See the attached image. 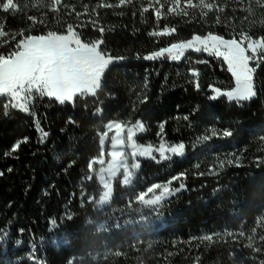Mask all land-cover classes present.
<instances>
[{
  "label": "trees",
  "instance_id": "1",
  "mask_svg": "<svg viewBox=\"0 0 264 264\" xmlns=\"http://www.w3.org/2000/svg\"><path fill=\"white\" fill-rule=\"evenodd\" d=\"M51 3L18 0L15 13L0 10L8 33L0 37V54L23 36L66 34L72 25L84 41L103 39L102 51L124 59L106 63L98 88L73 102L34 96L29 113L9 107L5 114L7 98L0 97V264H264V62L251 64L256 95L236 102L212 98L215 88L235 86L220 58L190 49L178 61L144 59L208 32L225 39H239L242 31L264 36V6L208 0L224 11L205 17L198 0L197 8L181 0L188 15L178 16L161 0L157 20L154 0L151 7L149 0L122 6L119 0H61L56 10ZM166 26L176 31L151 35ZM115 120L143 123L139 142L184 143L185 152L160 162L159 154L140 159L130 182L116 181L103 203L99 175L111 160L112 139L103 149L101 135ZM37 122L48 133L43 140ZM225 130L232 135L224 137ZM125 156L132 166L127 146ZM157 185L180 190L159 204L148 202L163 193Z\"/></svg>",
  "mask_w": 264,
  "mask_h": 264
},
{
  "label": "snow or ice",
  "instance_id": "2",
  "mask_svg": "<svg viewBox=\"0 0 264 264\" xmlns=\"http://www.w3.org/2000/svg\"><path fill=\"white\" fill-rule=\"evenodd\" d=\"M154 2L159 5V8L155 9V16L159 20L163 15L161 9L164 8V4L161 3V0H154ZM60 3L61 0H52V9L56 10L57 5H60ZM126 3H131V0H119L117 6ZM166 3L170 5L167 9L168 13L178 16L188 15L185 8L180 7L181 0H166ZM255 3L264 6V0H255ZM152 4L153 0H149L150 7ZM185 4L188 8H197L199 4L201 14L205 17L214 9L219 12L224 11L218 5L214 8L212 3H208V0H198V4H194L193 0H185ZM98 7L111 8L113 5L102 3ZM248 8L251 9V6ZM0 10L5 12L11 10L15 13L19 10L18 0H4L3 3H0ZM142 11L147 12L148 7H143ZM85 12H87V8H85ZM28 19L35 22V17H28ZM216 22H220L219 16H217ZM100 31L103 33L104 29L100 28ZM175 31L174 27L169 29L166 26L162 31H154L151 35H171ZM7 35L8 33L4 31L3 24H0V37ZM20 35H23L22 32ZM15 36L16 34H13V39H15ZM101 44H103V39L90 43L82 42L72 25H68L67 34L48 31L46 34L23 36L7 55L0 54V97L7 98V102L4 104L5 114H7L9 107L29 113V105L32 103L34 96L55 98L60 104L73 102L74 97L90 84L95 70L105 63H113L124 59V57L108 55L101 50ZM190 49L197 53L204 52L222 59L227 65V70L234 78L235 86L226 92L215 88L216 95L212 97L213 99L216 96L224 95L230 101L240 102L250 100L256 95L253 83L256 67L251 66V64L255 62L258 67L260 63L264 62V36L253 38L242 31L239 34V39L236 36L225 39L223 36L208 32L204 36L193 35L189 40L172 43L168 47L161 48L145 56L144 59L155 60L167 56L173 61H178ZM194 75H198V73L194 72ZM163 127L164 125L161 124V130H163ZM37 129L41 132L42 140L47 137L48 133L39 128L38 122ZM134 129L136 131L129 130L132 135H136L137 131L139 133L145 131V127L140 121L135 123ZM211 133L213 136L218 135L214 129H211ZM222 135L229 137L232 132L225 130ZM207 138L203 137V139ZM26 139L24 142H26ZM20 143L17 142L14 145L13 151L19 149ZM139 148L141 156L153 160L157 159L153 152H157L160 158L157 162L170 160L172 155L182 156L185 152L184 143L169 146L163 141L155 148L151 144L139 145ZM228 163L231 164L232 161H228ZM221 166H223V162H221ZM237 166H239L238 163ZM0 175H3V173L0 172ZM170 183L171 181H169ZM157 187H161L162 192L170 195H174L176 191L180 190L178 188L172 191L169 186L157 185ZM181 188H183V185H181ZM3 239L4 236L0 235V240ZM205 239H211V236L205 237ZM21 242L20 240L16 241L18 245Z\"/></svg>",
  "mask_w": 264,
  "mask_h": 264
},
{
  "label": "rangeland",
  "instance_id": "3",
  "mask_svg": "<svg viewBox=\"0 0 264 264\" xmlns=\"http://www.w3.org/2000/svg\"><path fill=\"white\" fill-rule=\"evenodd\" d=\"M67 34V33H66ZM80 38V37H79ZM82 42L88 43L80 38ZM7 55V54H5ZM101 68L95 70L91 77L90 84L83 88L79 94L81 93H90L96 90L99 86V80L101 78V73L99 72ZM254 83V81H253ZM135 123H123L121 121H112L106 125V132L101 135V143L103 149L106 148L109 137H111V148L109 151L111 160L107 164V166L100 171L99 179L102 184V188H104V197L102 198V202H108L114 193V183L116 181H120L123 185H126L130 182L133 172L132 168H136L140 166V159H143L144 156L139 154L140 148L139 145H149L151 144L154 148L158 147L162 142L154 143L150 141L139 142L137 137L142 133L137 131L136 135H132L130 133V129L136 131L134 129ZM167 145L172 146L179 143H171L169 141H163ZM128 147L130 155L133 157L134 163L130 166L128 162V157L125 156V148ZM154 154H158L157 152H153ZM173 156V155H172ZM180 156V155H178ZM104 159L102 158L101 161ZM171 196L169 193H162L159 196L149 199L148 202H152L154 204H159L162 202L164 198Z\"/></svg>",
  "mask_w": 264,
  "mask_h": 264
},
{
  "label": "water",
  "instance_id": "4",
  "mask_svg": "<svg viewBox=\"0 0 264 264\" xmlns=\"http://www.w3.org/2000/svg\"><path fill=\"white\" fill-rule=\"evenodd\" d=\"M106 65V63L105 64H103L100 68H103L104 66Z\"/></svg>",
  "mask_w": 264,
  "mask_h": 264
}]
</instances>
